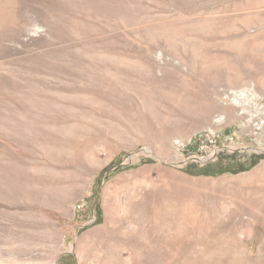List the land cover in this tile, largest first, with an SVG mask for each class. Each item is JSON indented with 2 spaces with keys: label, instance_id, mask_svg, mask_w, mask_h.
Returning <instances> with one entry per match:
<instances>
[{
  "label": "rangeland",
  "instance_id": "rangeland-1",
  "mask_svg": "<svg viewBox=\"0 0 264 264\" xmlns=\"http://www.w3.org/2000/svg\"><path fill=\"white\" fill-rule=\"evenodd\" d=\"M258 149L264 0H0V264H264Z\"/></svg>",
  "mask_w": 264,
  "mask_h": 264
},
{
  "label": "trees",
  "instance_id": "trees-1",
  "mask_svg": "<svg viewBox=\"0 0 264 264\" xmlns=\"http://www.w3.org/2000/svg\"><path fill=\"white\" fill-rule=\"evenodd\" d=\"M231 156L232 158L227 164L222 163V160L220 159L215 162H208V163H203L200 165L190 163L189 165H186L182 169L183 171L191 175H218V174L227 173V172L236 173L239 171L250 169L259 161V159H261V156L255 155V154L249 156L246 159L237 158L236 153H233ZM102 173L103 172L99 173V175H102ZM98 176H97L96 182H99ZM97 193H98L97 189L96 191L93 190L94 197L97 195ZM90 198L91 196L88 197L86 200H90ZM97 211H98L97 213L98 215H97L95 222H100L101 212H100L99 206H97Z\"/></svg>",
  "mask_w": 264,
  "mask_h": 264
},
{
  "label": "water",
  "instance_id": "water-1",
  "mask_svg": "<svg viewBox=\"0 0 264 264\" xmlns=\"http://www.w3.org/2000/svg\"><path fill=\"white\" fill-rule=\"evenodd\" d=\"M258 151H259V152H264V149H258ZM207 159H208V158H205V159H202L201 161H202L203 163H205V162L207 161Z\"/></svg>",
  "mask_w": 264,
  "mask_h": 264
},
{
  "label": "bare ground",
  "instance_id": "bare-ground-1",
  "mask_svg": "<svg viewBox=\"0 0 264 264\" xmlns=\"http://www.w3.org/2000/svg\"><path fill=\"white\" fill-rule=\"evenodd\" d=\"M96 235V234H95ZM107 235H109L108 233H107Z\"/></svg>",
  "mask_w": 264,
  "mask_h": 264
}]
</instances>
